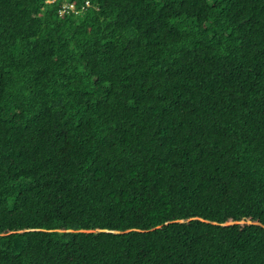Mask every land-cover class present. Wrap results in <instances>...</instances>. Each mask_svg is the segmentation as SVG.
Returning <instances> with one entry per match:
<instances>
[{
  "label": "trees",
  "instance_id": "trees-1",
  "mask_svg": "<svg viewBox=\"0 0 264 264\" xmlns=\"http://www.w3.org/2000/svg\"><path fill=\"white\" fill-rule=\"evenodd\" d=\"M0 264H264V0H0Z\"/></svg>",
  "mask_w": 264,
  "mask_h": 264
},
{
  "label": "built area",
  "instance_id": "built-area-1",
  "mask_svg": "<svg viewBox=\"0 0 264 264\" xmlns=\"http://www.w3.org/2000/svg\"><path fill=\"white\" fill-rule=\"evenodd\" d=\"M66 9L73 10V5L70 4L68 6H65L64 7V10H66Z\"/></svg>",
  "mask_w": 264,
  "mask_h": 264
},
{
  "label": "clouds",
  "instance_id": "clouds-1",
  "mask_svg": "<svg viewBox=\"0 0 264 264\" xmlns=\"http://www.w3.org/2000/svg\"><path fill=\"white\" fill-rule=\"evenodd\" d=\"M71 5H73V10H74V4L73 3H70ZM70 4H66L65 6H68V5H70Z\"/></svg>",
  "mask_w": 264,
  "mask_h": 264
}]
</instances>
